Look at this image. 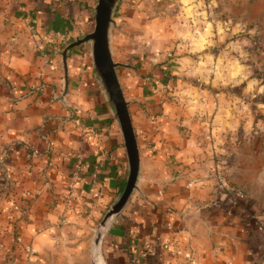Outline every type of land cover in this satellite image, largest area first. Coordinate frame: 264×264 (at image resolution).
Segmentation results:
<instances>
[{
	"label": "crops",
	"instance_id": "0c3cea01",
	"mask_svg": "<svg viewBox=\"0 0 264 264\" xmlns=\"http://www.w3.org/2000/svg\"><path fill=\"white\" fill-rule=\"evenodd\" d=\"M95 1L0 0V264H90L94 231L125 181L123 138L88 47L70 52L62 102L59 48L35 45L51 30L68 43L86 33ZM174 1L123 0L112 31L115 57L129 65L119 75L141 175L105 236V262L264 264L263 138L249 134L264 121V52L237 59L200 2L182 0L176 14ZM221 7L264 36V0Z\"/></svg>",
	"mask_w": 264,
	"mask_h": 264
},
{
	"label": "water",
	"instance_id": "95a60500",
	"mask_svg": "<svg viewBox=\"0 0 264 264\" xmlns=\"http://www.w3.org/2000/svg\"><path fill=\"white\" fill-rule=\"evenodd\" d=\"M122 2L123 0H96L93 6V29L76 36L64 48L57 49L62 56L61 68L64 73V86L58 100L65 102L69 90L70 52L80 46L89 47L94 76L119 127L127 155V173L123 186L105 211L93 236L90 248L91 264H106L103 241L138 189L141 175V152L130 112V101L126 98L119 75V68L129 65L116 59L112 45V31L116 26V17Z\"/></svg>",
	"mask_w": 264,
	"mask_h": 264
},
{
	"label": "built area",
	"instance_id": "2783aa9c",
	"mask_svg": "<svg viewBox=\"0 0 264 264\" xmlns=\"http://www.w3.org/2000/svg\"><path fill=\"white\" fill-rule=\"evenodd\" d=\"M196 1L201 3L199 10L205 13L206 19L209 20V22L220 23L223 27V31L228 34V37L224 44L225 46L224 49L229 51L231 55L235 56L237 59H241V58H250L253 56H257L264 52L263 40L260 39L256 41L254 45H251V42L249 41L248 38V34H255L263 37V34L260 31V26L258 25V23L250 24L244 19H237L230 15H226L225 13H223V10L216 11L215 0H196ZM206 19L204 20L207 21ZM197 22L198 19L193 20V24L195 26L193 27V31L195 37L198 38L199 28L196 26L198 25ZM30 29L32 32L31 36L35 39L37 33L33 31L34 28L32 26H30ZM193 39L194 38H192V40ZM43 44H47L49 46L57 45L59 49H62L68 44V40L65 35H60L56 31L51 30L46 33V36L43 40L35 39V45L37 48L41 49ZM241 102L247 104L249 100L247 97H243V100ZM91 132L95 133L96 131L95 129L92 128ZM255 133L264 135V121L261 122V124H258ZM84 139L88 141L89 137L85 134ZM209 171L212 177L214 178L215 184L220 190H225L228 188L227 176H226L227 174L221 165L214 164L212 167H210ZM234 192L236 194H240V191L236 189H234ZM172 255L176 256L177 251H173ZM188 259L193 260L194 259L193 255L189 256Z\"/></svg>",
	"mask_w": 264,
	"mask_h": 264
},
{
	"label": "rangeland",
	"instance_id": "374dc122",
	"mask_svg": "<svg viewBox=\"0 0 264 264\" xmlns=\"http://www.w3.org/2000/svg\"><path fill=\"white\" fill-rule=\"evenodd\" d=\"M187 1H189V0H187ZM217 1H220V0H217ZM175 2V1H174ZM194 2H197L196 0H194ZM185 3V1H183L182 2V0H179V1H177L176 0V2H175V4L172 6V12L173 13H178L176 10H184L183 9V6L185 5L184 4ZM222 4L224 3V2H221ZM205 14V13H204ZM179 16H181L180 14H178ZM93 18H94V16H93ZM180 22L182 21L181 19H178ZM193 20H194V18L193 17H190L189 18V22H190V24H191V27L193 28L194 27V24H193ZM218 23V22H217ZM218 25H220V26H218L220 29H221V31L223 32V27H221V24L220 23H218ZM93 27H94V20H93V22L90 24V26H89V28H88V31H86V32H89V31H91L92 29H93ZM199 30V36L201 35V32H202V30L199 28L198 29ZM223 33H225V32H223ZM191 37L192 38H194V39H198L197 37H195V34H194V31H192V34H191ZM178 39H180L179 37H178ZM88 50H89V47H88ZM257 127H258V124L257 125H253L252 127H251V130H250V136L252 135V137H254L255 135H260L262 138H263V140H262V145H261V149H262V152H264V135H262V134H258V133H255V131H256V129H257ZM241 139H240V130L237 132V139L235 140V143H236V148H237V146H238V148H240L239 146L242 144L241 143ZM227 143V142H226ZM229 144V143H228ZM235 153V152H234ZM258 160H259V157H257V158H253L252 159V163H254V164H252L254 167H256V165H258ZM261 160V159H260ZM259 160V161H260ZM63 161V163L65 162V160H62ZM50 162H51V160H49V163H48V166H51L50 165ZM63 180V179H62ZM96 230V229H95ZM94 233H95V231H94ZM94 236V235H93ZM92 240H93V237H92ZM91 244H92V241H91ZM91 244H90V248H91ZM90 264H91V261H90Z\"/></svg>",
	"mask_w": 264,
	"mask_h": 264
},
{
	"label": "trees",
	"instance_id": "16d2710c",
	"mask_svg": "<svg viewBox=\"0 0 264 264\" xmlns=\"http://www.w3.org/2000/svg\"><path fill=\"white\" fill-rule=\"evenodd\" d=\"M226 1H227V3H229L232 0H220V1H216V11H221L222 10V7H221L222 3L221 2H226ZM235 1L236 2H243L244 0H235ZM90 18H91V20H94L92 14L90 15ZM200 23L201 22H197L198 25H196V26L201 29V26H200L201 24ZM248 38H249V41L251 42V45H254V43L256 41L260 40V39L264 41V36L262 37L260 35H255V34H248ZM254 48H256V47H254Z\"/></svg>",
	"mask_w": 264,
	"mask_h": 264
},
{
	"label": "bare ground",
	"instance_id": "6f19581e",
	"mask_svg": "<svg viewBox=\"0 0 264 264\" xmlns=\"http://www.w3.org/2000/svg\"><path fill=\"white\" fill-rule=\"evenodd\" d=\"M98 264H102V263L98 262Z\"/></svg>",
	"mask_w": 264,
	"mask_h": 264
}]
</instances>
